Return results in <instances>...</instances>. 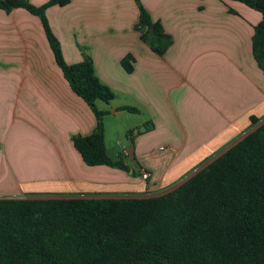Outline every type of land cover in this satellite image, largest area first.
<instances>
[{
  "label": "crops",
  "instance_id": "1",
  "mask_svg": "<svg viewBox=\"0 0 264 264\" xmlns=\"http://www.w3.org/2000/svg\"><path fill=\"white\" fill-rule=\"evenodd\" d=\"M138 1L172 39L163 56L136 31V0H75L48 8L46 17L66 63L88 55L115 94L97 102L106 112L105 145L109 121L146 113L150 131L110 156L140 178L84 164L73 140L95 131L94 112L64 78L41 20L24 9L0 10V177L32 192L9 190L16 198L156 196L190 168L177 167L180 161H199L234 139L231 130L245 128L251 116L264 119V73L253 53L259 12L234 0ZM128 56L131 73L122 65Z\"/></svg>",
  "mask_w": 264,
  "mask_h": 264
},
{
  "label": "trees",
  "instance_id": "2",
  "mask_svg": "<svg viewBox=\"0 0 264 264\" xmlns=\"http://www.w3.org/2000/svg\"><path fill=\"white\" fill-rule=\"evenodd\" d=\"M75 0H0V10L24 9L43 25L56 64L72 91L97 118L95 131L73 140L88 167L129 172L105 145L97 102L114 92L96 75L92 59L67 64L46 11ZM136 30L159 56L172 44L161 24L139 3ZM259 12L253 53L264 73V0H234ZM131 56L122 61L131 73ZM120 111L136 113L130 107ZM174 189L129 198H0V264H264V119ZM133 131L130 132V135Z\"/></svg>",
  "mask_w": 264,
  "mask_h": 264
},
{
  "label": "rangeland",
  "instance_id": "3",
  "mask_svg": "<svg viewBox=\"0 0 264 264\" xmlns=\"http://www.w3.org/2000/svg\"><path fill=\"white\" fill-rule=\"evenodd\" d=\"M137 32H139V31H137ZM123 116H125L126 118H124V117L118 118L115 123L113 120L109 121L108 135L106 138V148L108 150V155L111 156L112 158H115L114 151L118 152L119 148L121 150H124L125 148H127L131 144L130 139L132 138L133 135H135L137 133L142 135V134H145V133L150 131V127L148 126V124H146L149 121V119L146 116L145 112H141L139 114L124 113ZM251 117H255V116H251ZM258 119H260V118H258ZM132 125H135V126H132ZM250 125H251V122H249V124L245 128H239L236 130L235 129L231 130V131H233V138L235 136L236 137L234 139L230 140V142H228V143L225 142L226 144H222L219 146L218 145L217 146H215V145L207 146L206 151L211 150L213 148V146H215V150H213L211 153L207 154L201 160H199V161L198 160L180 161V163L177 165V167L180 168L181 166H183V168H185V169L188 167H190V168L192 167V168H191V170L189 168L187 171H185L181 175L180 179L177 182V185L179 184L180 181L182 182L183 179L188 177L190 174L196 172L200 167H203L208 161H210L215 156L220 154L222 151L227 149L229 146L234 144V142H237L241 137H243L248 131L251 130ZM130 126H132V127H130ZM132 131H133V134L130 135V132H132ZM234 133H236V134L234 135ZM116 141L119 142L118 145H120V146L115 145ZM206 151H204V152H206ZM200 157H202V156H200ZM124 172H126V174L130 177L140 178V176L137 174L133 175L131 173V171L130 172L124 171ZM25 179H27V178H25ZM21 180H23V178H21ZM11 183H13V185H14L13 187H11V185H10ZM177 185H174L170 189H167L158 195L164 194L167 191L174 189ZM30 188H31V186L21 187L20 183L16 182V178L0 177V198H11V197L14 198L15 196H13V194H11L9 192V190H11V191L20 190L21 191L20 195H28L29 196L32 194V192H26L24 189H30ZM149 196L150 195H146L145 197H149ZM19 198H25V197H19Z\"/></svg>",
  "mask_w": 264,
  "mask_h": 264
},
{
  "label": "built area",
  "instance_id": "4",
  "mask_svg": "<svg viewBox=\"0 0 264 264\" xmlns=\"http://www.w3.org/2000/svg\"><path fill=\"white\" fill-rule=\"evenodd\" d=\"M142 177H143L144 180H148L150 178V174L148 172L144 171L142 173Z\"/></svg>",
  "mask_w": 264,
  "mask_h": 264
}]
</instances>
